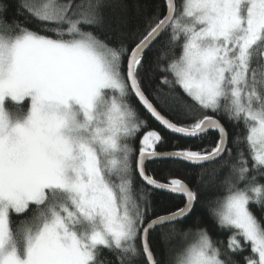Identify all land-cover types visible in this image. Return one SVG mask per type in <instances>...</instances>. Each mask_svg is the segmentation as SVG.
I'll list each match as a JSON object with an SVG mask.
<instances>
[{
  "label": "snow or ice",
  "instance_id": "6c2138e0",
  "mask_svg": "<svg viewBox=\"0 0 264 264\" xmlns=\"http://www.w3.org/2000/svg\"><path fill=\"white\" fill-rule=\"evenodd\" d=\"M258 178L264 0H0V264H264Z\"/></svg>",
  "mask_w": 264,
  "mask_h": 264
},
{
  "label": "trees",
  "instance_id": "16d2710c",
  "mask_svg": "<svg viewBox=\"0 0 264 264\" xmlns=\"http://www.w3.org/2000/svg\"><path fill=\"white\" fill-rule=\"evenodd\" d=\"M129 2H131V0H129ZM141 2H142V3H143V2H146V3H149V4H153V5H154V4L161 3L162 0H141ZM117 11H118V10H117ZM150 11H151V9H150ZM10 14H11V13H10ZM20 19H21V21H23V20H24V17H20ZM28 26H29L30 28H35L36 25H35V22L33 21V22L30 23ZM48 35H51V33H48ZM230 131H234V129H230ZM258 181H259V183L264 184V178H258ZM215 191H217V192H222L223 189H221V188H217ZM250 210H251V211H252L257 217H264V210H262L261 207H259L257 204L252 203V204L250 205ZM197 211H198V212H203V213L205 214V218L207 219L206 211H205L204 209L200 208L199 205H198V207H197ZM23 218H24V217H22V216H20V217H16V216H14V217H13L14 220H21V219H23ZM208 223H209L210 230H211V232H212V237H213V239H214V240L223 241V242L226 243V242H227V238H228V233L225 232V231H220V230H218V229L212 228V227H211V221H210V220H208ZM183 242H184V241H183V238L177 237V238H175V239L173 240L172 244H173L174 246H176V247H179ZM165 253H166L165 246H164V245H160V246H159V255L163 256V255H165ZM104 255L110 257V253L107 252V250L104 251ZM245 255H248V253H247V252L242 253V254L236 256L235 259H237V260H241V257H242V256H245ZM241 264H242V260H241Z\"/></svg>",
  "mask_w": 264,
  "mask_h": 264
}]
</instances>
